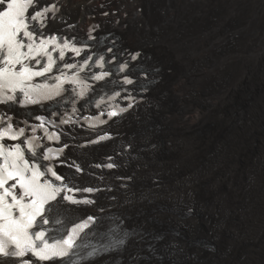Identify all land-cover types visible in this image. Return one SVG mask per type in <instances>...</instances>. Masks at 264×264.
Segmentation results:
<instances>
[{"label":"bare ground","instance_id":"bare-ground-1","mask_svg":"<svg viewBox=\"0 0 264 264\" xmlns=\"http://www.w3.org/2000/svg\"><path fill=\"white\" fill-rule=\"evenodd\" d=\"M51 3L59 11L43 30L107 35L93 48L139 52L130 66L159 69L134 75L150 84L128 111L111 118L102 111L106 123L93 127L99 111L88 107L56 126L69 146L63 175L99 189L83 194L94 204L67 205L72 217L118 220L135 233L91 264H264V0H39L37 7ZM2 106L33 123L53 115L46 106ZM154 127L159 141L142 146ZM106 133L107 141L88 143ZM196 235L211 246L187 245Z\"/></svg>","mask_w":264,"mask_h":264},{"label":"snow or ice","instance_id":"snow-or-ice-1","mask_svg":"<svg viewBox=\"0 0 264 264\" xmlns=\"http://www.w3.org/2000/svg\"><path fill=\"white\" fill-rule=\"evenodd\" d=\"M39 0H0V104L11 107L19 105L26 107L41 103L45 99L61 96L65 91L63 85H75L72 91L83 99L91 88L80 72L88 69L93 63V56L87 55L82 63H64L58 69L60 75L55 77V86L47 83H33L36 77H46L57 63L63 61L66 52L76 56L90 47L85 41L75 37H60L44 35L48 20L55 19L59 11L56 3L38 8ZM29 9H33L29 15ZM51 13V17L49 14ZM94 31V29H93ZM88 40H96L89 33ZM101 43V42H98ZM107 52L112 53L111 47ZM122 55V53H121ZM140 53L129 54V60L120 63L115 71L127 73L122 80L110 81L112 84L135 85L146 90L143 83L136 84L132 78L142 73L145 77L149 71L156 73L159 69H145L140 65L130 66V61H136ZM115 60V54L112 57ZM111 63V61H109ZM94 64L103 69L105 56L98 55ZM71 75L64 70H73ZM112 71H99L91 76L93 81H104L112 75ZM127 92V89H124ZM115 92L109 99L119 97ZM19 97V98H18ZM130 101L127 107H112L107 112L109 118L126 112L133 106L135 97H123ZM105 101L101 98L96 107ZM71 111L77 109L73 106ZM104 115V113H101ZM87 119V118H85ZM96 124L106 123L99 117L93 118ZM38 124L29 125L27 120L13 123V117L0 112V264H44L56 262L59 264H91L96 257L103 253L122 249L129 239L135 235L122 226L118 220H112L105 225L103 217L87 216L77 222L71 215L67 205H91L95 202L84 196L99 189L81 187L76 183L75 175H62L57 172V161L60 160L67 144L58 148L46 147L41 141L58 142L61 133L51 132L54 121L44 116H36ZM24 124V127L18 126ZM61 124L73 123L71 118L61 119ZM26 128L31 135H26ZM38 129L43 130L44 136H37ZM21 138H23L21 140ZM107 135L99 136L95 141L106 140ZM5 140L21 141L5 144ZM66 159V158H65ZM75 173H82L79 164L66 165ZM107 168L114 164L104 165ZM100 167V165H97ZM81 194L79 197L77 194ZM63 202V203H62ZM52 225L50 229L48 226ZM155 253V249L150 248Z\"/></svg>","mask_w":264,"mask_h":264},{"label":"rangeland","instance_id":"rangeland-1","mask_svg":"<svg viewBox=\"0 0 264 264\" xmlns=\"http://www.w3.org/2000/svg\"><path fill=\"white\" fill-rule=\"evenodd\" d=\"M173 67V65L172 64H170V63H167V71L165 72L166 74L169 72V70L171 69ZM143 123H145V122H143ZM143 123H141V124H143ZM139 125V127L137 128V130H136V133L138 134V135H140V136H143L144 134H145V129L147 128V127H144L143 125ZM156 131H157V133H158V130H157V128H155L154 127V132H155V136H153L152 138H150V139H146L147 141H145V142H143V144H141L142 146H146V145H149V144H156L159 140H157V137H156ZM163 152L162 153H164V152H166V149L163 147V150H162ZM150 217H151V214L150 213H147V218L148 219H150ZM159 232V231H158ZM170 231L168 230V229H164L162 232H159V233H156L154 236H153V238L155 239V238H157L161 233L162 234H168ZM151 238H149L148 236L146 237V241L148 242V243H150L151 242ZM187 245H190L192 248H195V247H209V246H211L208 242H206L201 236H199V235H196L193 239H191V240H189L188 242H187ZM150 253H152V254H155V253H153L152 251H150V248H148L147 250H146V254H150ZM177 264H180L179 262H177Z\"/></svg>","mask_w":264,"mask_h":264}]
</instances>
